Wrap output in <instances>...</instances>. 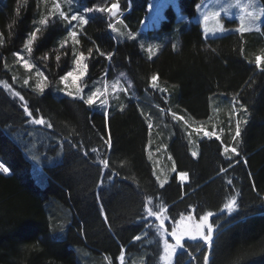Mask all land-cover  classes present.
Instances as JSON below:
<instances>
[{
    "label": "trees",
    "instance_id": "obj_1",
    "mask_svg": "<svg viewBox=\"0 0 264 264\" xmlns=\"http://www.w3.org/2000/svg\"><path fill=\"white\" fill-rule=\"evenodd\" d=\"M79 1L93 9L119 4L134 30L149 2ZM198 2L180 0L181 11L194 16ZM166 15L162 28L170 42L149 59L138 42L114 37V20L106 10L89 15L79 45L60 48L69 24L50 14L49 24L39 25L45 16L42 1L0 0V80L12 83L16 76L23 82L15 54L25 48L28 34L41 27L29 57L47 76L48 86L43 94H24L32 118L43 117L52 125L30 127L24 104L0 86V163L10 169V174L0 173V264H119L121 256L127 264H155L162 245L158 238L156 244L148 243L155 235L146 214L149 199L168 209L169 224L181 216L199 221L207 211L215 213L211 251L202 241H185L186 250L177 252L173 264H204V255L208 264H264V70L254 61L264 51V38L252 33L205 38L194 22L179 23L176 33L173 9ZM262 29L264 34V24ZM78 52L87 57L92 78L126 74L137 99L124 110L111 107L106 115L83 101L60 97L58 81ZM154 75L162 93L151 86ZM231 96L248 109V123L235 145L240 155L225 156L223 143L211 138L199 142L194 158L188 138L167 111L206 121L211 104L226 115ZM153 132L167 144L179 172L163 188L148 155ZM109 133L111 149L104 143ZM27 154L42 165L39 182ZM104 159L107 169L100 163ZM180 172L188 173L187 181L179 179ZM233 198L235 210L221 211ZM146 231L152 238L134 240Z\"/></svg>",
    "mask_w": 264,
    "mask_h": 264
},
{
    "label": "rangeland",
    "instance_id": "obj_2",
    "mask_svg": "<svg viewBox=\"0 0 264 264\" xmlns=\"http://www.w3.org/2000/svg\"><path fill=\"white\" fill-rule=\"evenodd\" d=\"M40 1H42V6L45 9V16H48L50 14L54 16L57 14L58 17L60 18L59 12L63 11L67 16H69V18L72 15H77V16H83L85 19L88 20L89 15L93 14L97 10L89 7L88 5L81 3V1L79 0H40ZM57 4L59 5V9H56L54 11ZM117 5H118V10L116 11L115 15L107 12L108 14H110V18L112 17L114 20L112 23V31L113 28L115 29V31H113L114 37L117 40H130V41L138 42L141 52H143L145 56L148 57L149 59H154L156 56H158L163 46H165L170 42V38L165 36V34L168 32L163 31L162 28V22L163 20L167 19L166 11L169 8H172L175 13V20L177 21V24L174 27V31L176 33L179 32V26H178L179 23L190 24L194 22V23H199L201 25L205 38L223 37L233 33H239V34L252 33L253 35H259L264 38L263 29H262V26L264 24V0H199V2L196 5V13L192 17L183 14V12L181 11L180 0H149L147 7V14L143 18L139 27L136 28V30L131 28L129 21L120 17L123 15L120 13L119 4ZM90 8L93 11H89ZM217 13L219 14L218 18L216 16ZM75 24L76 22L73 21V24L69 25L68 32L72 29L73 25ZM86 25H82L81 27L76 29L78 32V39L80 32ZM241 26L247 29V31L240 32L239 29L241 28ZM221 28H223L222 31ZM67 38L68 36L66 37V39ZM67 45L71 47L73 46L72 48L74 49L75 45L72 44L71 40H69ZM173 47L176 48V43L173 44ZM18 53L22 55L24 59L27 60L29 63L34 65L31 71L25 69L23 67V61L17 58L16 55L17 53L15 54L14 61L15 64L20 69V71L22 72V81L27 79L29 81L28 83L29 85L28 84L25 85L23 82L19 80V78L14 76L12 78V83L0 80V86H3L6 90H8L11 93L13 98H17L18 100L19 98L14 96L13 93L19 92L25 98V100L21 102L23 104L27 103L28 105L29 100H27L24 92L25 91L35 92L34 89L36 83L41 79L37 75V73L42 71L39 68H37L36 65L31 61L29 57V53L25 48ZM258 56L264 57V51L255 54V60H254L255 63H256V57ZM262 65L258 66L259 70L263 69ZM73 69H74V61L69 71H72ZM58 83L59 86L56 87V92L60 97H67L72 100L81 101L79 99H73L72 97L67 96L65 91L62 90L64 86L60 84V80L58 81ZM69 83H71V81H69ZM80 83L81 86H83L84 84L87 85V87L84 88L85 96L89 94L91 91H94L96 88H100L101 91L104 92L105 86H107V91L105 95L101 96L99 99L102 100L106 98L108 100V105L102 109L99 106V100H98L96 105L89 106L95 112L105 113L107 115L111 107H115L119 110H124L127 103L133 102L137 99V96L130 92V90L132 89L131 88L132 82L129 79V77L124 73L119 74L115 78H107L106 75L103 76L101 75L92 78L88 72L87 76H85L84 80L81 81ZM156 83H158V81ZM46 89L47 88H45V90ZM156 89H160L161 93L163 92L160 86H158ZM35 93L38 94V91ZM229 99L231 103V110L226 115L224 109L220 110L219 108L220 111L218 112L217 107L216 106L214 107L211 104L212 115L206 121L197 122L194 120L192 121L190 119L188 120L185 119L187 121V124H185L184 120L178 121L173 118L172 114L174 112L170 110L167 111V113L170 114V117L172 118L173 124L181 126L182 128L181 130H183L184 134L188 138L189 143L191 145V154L193 152L197 153L196 156L192 155L194 158H198L199 142L204 139H211V138L216 139V136H219L220 137L219 140L223 143L224 148L228 147L230 149L232 147H235L237 142L233 141V136L235 132L236 121L247 119L248 116L242 110L241 104L239 100L237 101V98L235 96H231ZM217 114H220L221 118H218ZM223 115L225 116L223 117ZM29 126L36 127L39 125H35L30 122ZM201 126L207 131L214 132L215 135L211 138H208L203 135V132L197 133L194 131L195 128ZM244 127L245 124H241V132ZM188 133H191V136H189ZM151 138H152V144L151 147H149L148 155L149 153H151L150 160L152 162L153 168L155 169L156 179L159 185H160V181L164 179H167L166 184H168L170 178L174 174L179 173L177 166L175 165V171H172V166L174 161L172 160L171 154L168 153L167 144L165 142L162 141L160 142L159 140H157L155 132H153ZM228 153L224 152L225 156L228 157ZM26 156L33 162L34 166L36 167V169L34 170V176L36 180L39 182L38 175L39 174L42 175V173H44L42 165L39 163L36 157L32 158L31 155L28 154ZM169 157H171V159H169ZM153 205H154V201L152 202L151 205H149V207H152L154 210H158L161 204H158L157 206H153ZM188 216L193 217L192 215H187L184 217H188ZM169 222H171L169 218L164 221V229H166L167 232H171L172 226L178 223V221L172 222V224H169ZM148 223L153 225V229L155 232L154 238H152V236H149L148 232L146 231L144 235L141 236V239L152 238L151 240H149L148 243L156 244L157 241L155 240V238H158V240L162 245V252L157 257L155 264H167V262L162 259V257L164 256L163 238L156 231V226L160 224V221L157 220L155 217L149 216ZM191 226H192L191 223L186 220L185 227L190 229ZM167 239L169 243H174L171 236H168ZM185 241H192V240L185 237L184 242ZM196 241H201V240H196ZM179 250L181 249H178L177 252ZM133 260L134 262H136L134 258ZM173 260L171 264H173ZM139 263L142 264V262H138V264ZM119 264H127V263L123 260L122 261L120 260Z\"/></svg>",
    "mask_w": 264,
    "mask_h": 264
},
{
    "label": "snow or ice",
    "instance_id": "obj_3",
    "mask_svg": "<svg viewBox=\"0 0 264 264\" xmlns=\"http://www.w3.org/2000/svg\"><path fill=\"white\" fill-rule=\"evenodd\" d=\"M56 9H59L58 4L56 5V8L54 9V11ZM105 10L107 12L115 15L116 11L118 10V5L112 4L111 7L107 8V9H104V8L97 9V11H99V12H104ZM17 11L19 12V9ZM89 11H93V10L90 8ZM59 16L64 21H67V23L69 25H72L73 21L76 22V24L73 25L72 29L68 32V34H67L68 38L64 39L60 42V48H64L68 44L69 40H71L73 45H79L80 40L78 39V32L76 29L81 27L82 25H86L89 21L87 19H85L83 16H77V15H72L69 18V16H67L63 11L59 12ZM216 16L218 18L219 14L217 13ZM38 23L41 26H47L49 24V17L44 16L42 19H40L38 21ZM222 30H223V28H221V31ZM41 31H42L41 27H36L34 29V31L29 33L28 36L26 37V43H25L24 47L29 54H31L33 52L34 45L38 40V34L41 33ZM113 31H115L114 28H113ZM239 31L245 32V31H247V29H245L243 26H241ZM0 43H3V41L0 40ZM149 51H151V50H149ZM91 54H92L91 50H89L88 56H91ZM16 55H17V58L19 60L23 61V67L25 69L31 71L32 68L34 67V65L29 63L27 60H25L24 57L22 55H20L19 53H17ZM74 55H75L74 69L72 71H68L66 75H63L60 78V84H62L64 86V88L62 90L65 91L67 96L72 97L73 99H79V100L83 101L88 106L96 105L97 101L99 100V106L103 109L104 107H106L108 105V100L106 98L100 100L99 98L101 96L105 95V93L107 91V86H105L104 92H102L100 88H96L94 91H91L89 94H87L85 96L84 88L87 87V85L84 84L83 86H81L80 82L83 81L84 77L87 76V74H88L89 66H88V63H86L87 57L85 56L84 52H78V53H75ZM99 55L104 56L105 53L103 51H100ZM41 59H47V56L41 57ZM55 59L57 61H59L60 55H57L55 57ZM107 59L109 61H111L112 56L108 55ZM256 64L258 66L264 64V57H260V56L256 57ZM262 70H264V69H262ZM37 75L41 79L36 83L34 90H37L39 93H43L45 91V88L48 86V78H47V76H45L43 74V72H38ZM157 80H158L157 76H155V75L152 76L151 86L153 88L158 87V85L156 83ZM69 81H71V83H69ZM23 83L25 85H27L29 83V81L27 79H25L23 81ZM162 91H165V89H162ZM13 95L18 97L20 101L25 100L24 96H22L19 92H15V93H13ZM241 108L245 113H247V111H248L247 108H244L243 105H241ZM23 111L29 118L33 117V112L29 110L27 103H24ZM172 115H173L174 119H176L178 121L184 120L185 124H187V121L185 120V118L183 116H177L175 113H173ZM31 123L35 124V125H47V127H49V128L52 127L51 124H47V121L43 117L32 118ZM247 123H248L247 119L236 121L235 132H234V136H233L234 142L238 143L239 138L241 137V124L246 125ZM148 128L149 129L152 128L151 123L148 124ZM194 131L197 133L203 132V135L205 137H208V138H211L215 135L214 132L207 131L202 126L195 128ZM189 136H191V133H189ZM216 139L219 140L220 137L216 136ZM104 143L108 149H111L113 147L112 138H111L110 133L108 134V138L106 140H104ZM92 152H94V153L97 152V149L93 148ZM224 152L225 153L231 152L237 156L240 155V153L237 151L236 147H232L230 149L228 147H225ZM192 155L196 156L197 153L193 152ZM149 159H151V153H149ZM169 159H171V157H169ZM100 163L103 165V167L105 169H107L109 166V162L107 159L101 160ZM172 171H175V164L174 163L172 166ZM0 173L10 174V169L7 166H5L4 163H0ZM158 179H159V177H158ZM179 179L181 181H187L188 180V173L187 172H180ZM166 183H167V179L161 180L160 181V187L163 188ZM228 184L231 185L232 180H228ZM148 204L149 205L152 204L151 199L148 200ZM236 204H237V200L235 198H233L228 203L224 204L221 211L226 210L228 214H231L235 210ZM167 212H168V209L166 207H164L163 205H160L158 210H154L152 207H148L146 209L147 216L155 217L157 220L160 221V224L158 226H156V231L163 238L164 256L162 257V259L165 260L167 262V264H171L173 257H175L177 255L178 249H185V244H184L185 237L189 238L192 241H196V240L203 241V243L207 246L209 252L211 251V249L213 248V244H214L213 234L216 231V229L213 227V223L211 222V218L215 215V213L213 211H207L206 214H203L200 217L199 221H195L193 219V217H191V216H188V217L181 216L178 223L174 224L172 226L171 232H167V230L164 229V221L168 219ZM104 219L107 220L106 214L104 215ZM186 220L189 221L192 225L190 229L185 227V221ZM168 236H171L174 243H169V241L167 239ZM134 240L140 241L141 236L136 235L134 237ZM120 259L122 261L124 259V257L121 256ZM208 261H209V256L204 255V257H203L204 264H208Z\"/></svg>",
    "mask_w": 264,
    "mask_h": 264
},
{
    "label": "bare ground",
    "instance_id": "obj_4",
    "mask_svg": "<svg viewBox=\"0 0 264 264\" xmlns=\"http://www.w3.org/2000/svg\"><path fill=\"white\" fill-rule=\"evenodd\" d=\"M263 66V65H262ZM29 85V84H28ZM25 86V85H24ZM32 87V86H31ZM26 88V87H25ZM169 95V94H168ZM170 98V97H169ZM170 100V99H169ZM238 101V100H237ZM167 103V102H166ZM171 109V108H170ZM212 109V108H211ZM109 112H111V111H109ZM212 113V112H211ZM41 127H43V126H41ZM162 127V126H161ZM32 128H34V127H32ZM189 134V133H188ZM233 136V135H232ZM193 141V140H192ZM197 145V144H196ZM173 160V159H172ZM34 166V165H33ZM153 166V165H152ZM104 168V167H103ZM40 175V174H39ZM229 201V200H228ZM102 211V210H101ZM200 251V250H199ZM177 256V255H176Z\"/></svg>",
    "mask_w": 264,
    "mask_h": 264
}]
</instances>
